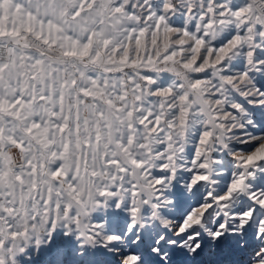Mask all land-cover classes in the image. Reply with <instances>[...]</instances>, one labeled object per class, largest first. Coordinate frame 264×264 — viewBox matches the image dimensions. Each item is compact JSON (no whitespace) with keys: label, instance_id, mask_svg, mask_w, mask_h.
Masks as SVG:
<instances>
[{"label":"snow or ice","instance_id":"1","mask_svg":"<svg viewBox=\"0 0 264 264\" xmlns=\"http://www.w3.org/2000/svg\"><path fill=\"white\" fill-rule=\"evenodd\" d=\"M249 232L264 243V0H0V264Z\"/></svg>","mask_w":264,"mask_h":264},{"label":"rangeland","instance_id":"2","mask_svg":"<svg viewBox=\"0 0 264 264\" xmlns=\"http://www.w3.org/2000/svg\"><path fill=\"white\" fill-rule=\"evenodd\" d=\"M184 212V208H177L176 206L170 207L163 214L175 221L179 222ZM151 227L145 230V234L156 236L157 233L164 235L167 239H178L172 232L162 228L157 221H150ZM58 243L62 244L65 248L71 247V243L64 239L62 233L57 236ZM166 241L159 245L161 253L153 254L147 250L144 245H140L136 250L144 257L145 264H250L254 253L259 247L264 246L260 240L255 239L251 232L246 237L237 239L235 237H226L219 243L209 246V241L204 238L202 248L194 256L189 257L188 254L178 247L169 246ZM168 254L167 260L162 261L160 255ZM33 258L36 260H49L48 254L45 252L42 256H37L33 253ZM63 254L57 257V260L62 259ZM68 264H75L74 257L68 258Z\"/></svg>","mask_w":264,"mask_h":264}]
</instances>
